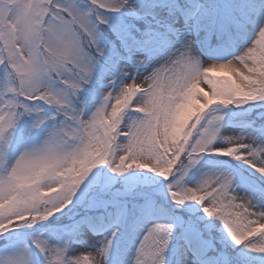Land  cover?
<instances>
[{"label":"snow or ice","instance_id":"6c2138e0","mask_svg":"<svg viewBox=\"0 0 264 264\" xmlns=\"http://www.w3.org/2000/svg\"><path fill=\"white\" fill-rule=\"evenodd\" d=\"M0 264H264V0H0Z\"/></svg>","mask_w":264,"mask_h":264},{"label":"rangeland","instance_id":"374dc122","mask_svg":"<svg viewBox=\"0 0 264 264\" xmlns=\"http://www.w3.org/2000/svg\"><path fill=\"white\" fill-rule=\"evenodd\" d=\"M201 87L204 88L205 90H207V85L206 84H202ZM150 175L151 174H149V176ZM197 179H199V175H197ZM258 255H262V254H258Z\"/></svg>","mask_w":264,"mask_h":264},{"label":"trees","instance_id":"16d2710c","mask_svg":"<svg viewBox=\"0 0 264 264\" xmlns=\"http://www.w3.org/2000/svg\"><path fill=\"white\" fill-rule=\"evenodd\" d=\"M254 255H257V256H259L258 254H254Z\"/></svg>","mask_w":264,"mask_h":264}]
</instances>
